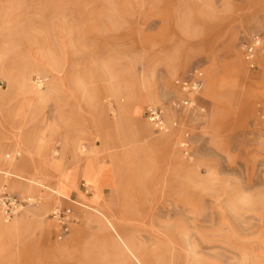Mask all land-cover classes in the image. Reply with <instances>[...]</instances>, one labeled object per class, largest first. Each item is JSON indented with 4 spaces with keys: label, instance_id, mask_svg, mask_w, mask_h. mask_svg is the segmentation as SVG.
Segmentation results:
<instances>
[{
    "label": "rangeland",
    "instance_id": "374dc122",
    "mask_svg": "<svg viewBox=\"0 0 264 264\" xmlns=\"http://www.w3.org/2000/svg\"><path fill=\"white\" fill-rule=\"evenodd\" d=\"M0 94V264H264V0H0Z\"/></svg>",
    "mask_w": 264,
    "mask_h": 264
},
{
    "label": "built area",
    "instance_id": "2783aa9c",
    "mask_svg": "<svg viewBox=\"0 0 264 264\" xmlns=\"http://www.w3.org/2000/svg\"><path fill=\"white\" fill-rule=\"evenodd\" d=\"M259 44V37L256 36L252 39L251 42H249L246 45V57L248 60L252 61L253 57L256 52V47ZM198 70L194 72V75L192 77H189L188 79H182L178 80L177 83L179 87L186 93H194L199 90L201 86V77ZM193 102V98L188 96L183 99L182 104L186 107H189ZM148 114L151 122L159 128V129H165L166 124L164 123L162 110L159 107H149L148 108ZM22 200L8 190L6 186H4L0 190V209L5 217L10 218L17 214L22 207ZM71 208L65 207V208H57L52 212V217L56 221H58L59 224H61V236L65 235L69 231V226L71 222Z\"/></svg>",
    "mask_w": 264,
    "mask_h": 264
},
{
    "label": "crops",
    "instance_id": "0c3cea01",
    "mask_svg": "<svg viewBox=\"0 0 264 264\" xmlns=\"http://www.w3.org/2000/svg\"><path fill=\"white\" fill-rule=\"evenodd\" d=\"M85 171V170H84ZM85 176H90V174H88L89 172L88 171H85ZM107 174V170L104 169L103 173H102V177L103 176H106ZM104 180V179H103ZM102 179H100L99 181V184L97 185V183L95 184H92V188L96 189L95 190V196H94V199L93 201L96 202L97 200V196H99L98 194V187L97 186H100L102 185L101 183L103 182ZM98 211L97 214L95 213H90L89 216L87 215L88 219L89 220H92L94 221L95 223L98 224V226L100 227V230H110V233H109V237H110V244L112 245V247L114 248V250H117L120 254H124L125 256H127L126 261L130 264H145L143 259L140 258V255H139V259H136L135 256L132 254V252L136 253L137 252L135 251L134 249V246L132 245V243L128 242V238L123 234L122 230L120 229H115L113 227H109L106 223H105V219L106 217H109L110 219H113L111 217V214L109 215L108 211L106 210H102L100 208H97ZM34 218H40V214H37ZM35 220V219H33ZM41 220V218H40ZM101 220L104 222L103 224L101 223ZM42 223H43V220H41ZM32 220H30V226H33L32 225ZM80 231V230H79ZM76 236V235H74ZM76 237H73L72 240H70L69 242L67 243H63V244H60L58 246H54L53 248H51V251L53 253H56V254H67L68 252H70L72 246L75 244V241H76ZM138 255V254H137ZM126 262V264H127Z\"/></svg>",
    "mask_w": 264,
    "mask_h": 264
},
{
    "label": "bare ground",
    "instance_id": "6f19581e",
    "mask_svg": "<svg viewBox=\"0 0 264 264\" xmlns=\"http://www.w3.org/2000/svg\"><path fill=\"white\" fill-rule=\"evenodd\" d=\"M1 95V94H0ZM26 155H27V157H26ZM32 157V158H31ZM25 159H28V161H30V159L31 160H33V154H32V152H31V150L29 151V152H27V154H25ZM73 173H74V171H73ZM24 190H26L27 189V186L26 185H22L21 186ZM49 195V194H48ZM43 208H46L47 209V207L46 206H44L43 205V207L41 208V209H43ZM41 209H40V211H41ZM35 220H33L32 221V225H33V227H34V225H39V226H41V228H45L46 229V226H45V223L43 222L42 223V221L40 220V218L38 219V218H34ZM108 221V220H107ZM103 221L101 220V223H102ZM0 226L2 227V228H7V229H10V230H18V229H20V228H22V227H24L25 226V221L22 219V218H18V219H15V220H13V222H11L10 224H5V223H0Z\"/></svg>",
    "mask_w": 264,
    "mask_h": 264
}]
</instances>
